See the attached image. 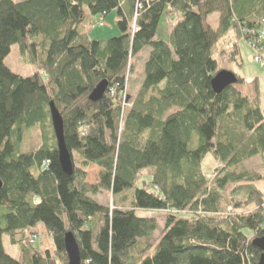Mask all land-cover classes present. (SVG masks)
<instances>
[{
	"label": "trees",
	"instance_id": "obj_1",
	"mask_svg": "<svg viewBox=\"0 0 264 264\" xmlns=\"http://www.w3.org/2000/svg\"><path fill=\"white\" fill-rule=\"evenodd\" d=\"M111 11L118 35L90 39L81 26ZM169 12L177 19L163 40L157 27ZM213 12L217 32L207 23ZM233 35L264 53V0H0V264H67V232L80 264H257L252 241L264 237V194L254 182L264 177L234 167L264 157V93L257 79L234 72L237 82L221 93L210 83L227 70L214 54L221 37L233 50L220 54L236 60ZM14 44L33 74L5 65ZM147 46L142 81L124 107L129 61ZM102 80V97L89 100ZM50 102L63 121L71 175L59 164ZM46 119L50 136L22 152L25 129ZM208 155L220 165L212 180L202 170ZM91 164L96 184L85 180ZM144 169L149 189L137 183ZM102 191L111 205L95 199ZM146 211L168 212L154 243L158 225ZM38 223L53 254L29 243Z\"/></svg>",
	"mask_w": 264,
	"mask_h": 264
},
{
	"label": "rangeland",
	"instance_id": "obj_2",
	"mask_svg": "<svg viewBox=\"0 0 264 264\" xmlns=\"http://www.w3.org/2000/svg\"><path fill=\"white\" fill-rule=\"evenodd\" d=\"M116 12L111 11L108 13L104 19H100L93 26L83 24L81 29H85L89 38L92 40H104L110 37L118 35V29L115 25ZM177 15L171 12L163 14L160 22L157 27V37L163 40L168 39V34L171 30V27L176 22ZM207 23L210 25V28L217 32L219 28V15L217 12H213L207 16ZM232 29L229 30V34L232 33ZM234 32V31H233ZM226 36V35H225ZM224 36V37H225ZM233 43L236 44L238 53L236 60L230 59L229 52H224L220 54L219 48H225L227 51L233 50V45L230 44V47L225 46L228 40H225V44L222 41L221 37L219 42L215 45L218 47L214 50V54L218 59L219 66L223 69H227L231 72L236 73L237 75L245 78L247 81L257 79L260 95L264 93V62L258 63L253 61V53L250 45L245 43L243 40H239L233 35ZM150 52V47L147 46L142 52L133 57L129 62L131 63L129 70L127 72L128 83L126 90V97L123 100L122 105L124 107H129L131 105L132 99L135 97L136 92L140 86V83L143 78L144 72V63L148 58ZM221 55L223 57H221ZM264 61V56H263ZM5 65L14 73L21 76H29L35 72V66L32 64L29 58H25L20 54L19 48L16 44L12 45L8 56L4 60ZM251 85L248 83L245 88L242 87L243 91L247 89L250 90ZM246 89V90H245ZM44 135L46 137L50 136V129L48 128V121L44 122L43 125L37 123L32 127L25 129L23 134V140L21 144L22 152H30L37 149L43 142ZM219 163L215 161L210 155L206 156L202 170L206 174L208 180H212L215 175V170L219 167ZM236 171L245 169L250 173H258L264 177V157L261 155H255L246 159H243L237 166L234 167ZM86 181L91 184H96L97 181V167L92 164L87 167ZM34 172V169H32ZM151 169H144L139 172L137 183L138 186L145 187L149 189V180H150ZM146 182V183H144ZM254 186L257 190L264 194V178L254 182ZM95 199L100 203H109L111 205V195L110 192L102 191L95 196ZM253 209V206H248L244 208H236L234 212L236 213H245ZM148 216H155L158 228L155 230L153 235L150 237L149 242L154 243L158 238L160 232L163 229L166 211H146L140 212ZM180 216H188L187 213H180ZM31 231H36V242L35 248L44 253L49 251L53 254L54 243L50 234L45 230L42 223H38ZM4 246L9 254L16 256V246H12L8 243L6 237L3 238ZM61 264V262H58Z\"/></svg>",
	"mask_w": 264,
	"mask_h": 264
},
{
	"label": "water",
	"instance_id": "obj_3",
	"mask_svg": "<svg viewBox=\"0 0 264 264\" xmlns=\"http://www.w3.org/2000/svg\"><path fill=\"white\" fill-rule=\"evenodd\" d=\"M237 82V76L229 70H220L211 79V88L215 93H221L225 88ZM107 81H100L89 94V100H99L105 92ZM49 114L52 130L56 140L57 154L60 167L67 175L72 174V163L69 152L66 149L63 136V121L53 102L49 103ZM2 182L0 180V188ZM253 245L260 250V256L257 264H264V237L255 238ZM64 250L67 256V264H80V254L78 244L71 232L64 235Z\"/></svg>",
	"mask_w": 264,
	"mask_h": 264
},
{
	"label": "built area",
	"instance_id": "obj_4",
	"mask_svg": "<svg viewBox=\"0 0 264 264\" xmlns=\"http://www.w3.org/2000/svg\"><path fill=\"white\" fill-rule=\"evenodd\" d=\"M250 47H251L252 52H253L254 61H255V62H258V63H259V62H260V63L264 62V61H263L264 53H262V52L260 53V50H259L258 48H256L255 46H253V45H250ZM35 242H36V236L33 235V236L30 237V239H29V243L32 244V245H34Z\"/></svg>",
	"mask_w": 264,
	"mask_h": 264
},
{
	"label": "crops",
	"instance_id": "obj_5",
	"mask_svg": "<svg viewBox=\"0 0 264 264\" xmlns=\"http://www.w3.org/2000/svg\"><path fill=\"white\" fill-rule=\"evenodd\" d=\"M94 166V165H93ZM98 171H97V175H98V172H99V168L97 167ZM7 239V238H6ZM8 241V240H7ZM3 245H4V241H3ZM5 247V246H4ZM6 249V248H5ZM7 251V250H6ZM8 252V251H7ZM16 255H17V249H16Z\"/></svg>",
	"mask_w": 264,
	"mask_h": 264
}]
</instances>
